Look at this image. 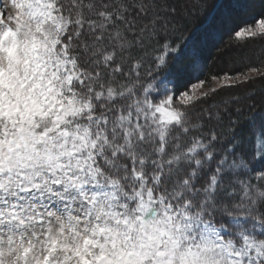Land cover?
Here are the masks:
<instances>
[{
  "label": "snow or ice",
  "instance_id": "snow-or-ice-1",
  "mask_svg": "<svg viewBox=\"0 0 264 264\" xmlns=\"http://www.w3.org/2000/svg\"><path fill=\"white\" fill-rule=\"evenodd\" d=\"M216 7L0 0V264H264V104L172 71ZM235 7L264 47V0Z\"/></svg>",
  "mask_w": 264,
  "mask_h": 264
},
{
  "label": "trees",
  "instance_id": "trees-1",
  "mask_svg": "<svg viewBox=\"0 0 264 264\" xmlns=\"http://www.w3.org/2000/svg\"><path fill=\"white\" fill-rule=\"evenodd\" d=\"M236 2L237 0H209L210 4L217 7L194 18L192 27L196 33V44L192 50L182 54L172 66V71L176 73L175 87L179 91H188L198 81L209 80V77L223 72L233 74L264 64V47L261 45L237 50L231 43L230 32L250 19L241 9L235 7ZM239 3H247V0H241ZM223 9L232 14L225 20L220 18ZM212 29L215 31L214 40L208 41L205 38ZM194 61L198 65L197 70L193 68ZM234 97H239L240 103L244 105L264 104V78L254 77L247 83L218 88L210 100H202L201 103L219 104L222 100Z\"/></svg>",
  "mask_w": 264,
  "mask_h": 264
},
{
  "label": "rangeland",
  "instance_id": "rangeland-1",
  "mask_svg": "<svg viewBox=\"0 0 264 264\" xmlns=\"http://www.w3.org/2000/svg\"><path fill=\"white\" fill-rule=\"evenodd\" d=\"M241 1V0H238V2ZM231 12L230 11H227V10H222L221 14H220V18L225 20L227 16H231ZM214 30H210L208 32V34L206 35L207 37L205 39H207L208 41H213V36H214ZM259 68H261L262 70H264V64L260 65ZM250 72V69H247V70H243V71H236L234 72L233 74L229 73V72H223V73H220V74H217V75H214V76H211L209 77L208 79L209 80H206L204 81V84L203 85H199L198 82L195 83L194 85H196V87H191L188 91H189V94L190 95H193V96H199L201 92H207L209 91L210 89H218V88H221L220 87V84L221 82L223 81L224 77H225V74H228L229 76L235 78L237 76V74H246V73H249ZM253 75V78L255 77V74H252ZM213 77H217L218 79L217 80H213L212 78ZM242 78V76H241ZM179 103V101L177 100V104Z\"/></svg>",
  "mask_w": 264,
  "mask_h": 264
}]
</instances>
